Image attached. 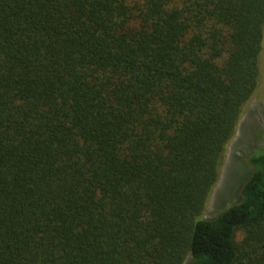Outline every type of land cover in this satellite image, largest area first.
Masks as SVG:
<instances>
[{"label": "trees", "instance_id": "1", "mask_svg": "<svg viewBox=\"0 0 264 264\" xmlns=\"http://www.w3.org/2000/svg\"><path fill=\"white\" fill-rule=\"evenodd\" d=\"M263 37L264 0H0V264H264V151L202 215Z\"/></svg>", "mask_w": 264, "mask_h": 264}, {"label": "rangeland", "instance_id": "2", "mask_svg": "<svg viewBox=\"0 0 264 264\" xmlns=\"http://www.w3.org/2000/svg\"><path fill=\"white\" fill-rule=\"evenodd\" d=\"M258 63L257 86L243 105L234 133L224 146L217 167V181L202 213L204 218H212L238 201L241 187L251 172L249 157L254 152L264 151V37Z\"/></svg>", "mask_w": 264, "mask_h": 264}]
</instances>
